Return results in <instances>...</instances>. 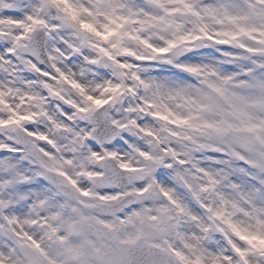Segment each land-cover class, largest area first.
Returning a JSON list of instances; mask_svg holds the SVG:
<instances>
[{
	"label": "snow or ice",
	"instance_id": "6c2138e0",
	"mask_svg": "<svg viewBox=\"0 0 264 264\" xmlns=\"http://www.w3.org/2000/svg\"><path fill=\"white\" fill-rule=\"evenodd\" d=\"M0 264H264V0H0Z\"/></svg>",
	"mask_w": 264,
	"mask_h": 264
}]
</instances>
